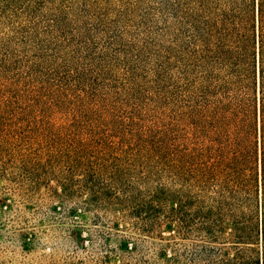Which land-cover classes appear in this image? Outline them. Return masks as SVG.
<instances>
[{"label": "rangeland", "instance_id": "obj_1", "mask_svg": "<svg viewBox=\"0 0 264 264\" xmlns=\"http://www.w3.org/2000/svg\"><path fill=\"white\" fill-rule=\"evenodd\" d=\"M167 1L0 0V264H181L198 244L182 224L185 146L165 64ZM72 68L82 99L44 96ZM109 119L120 130L166 129L165 161L155 151L128 164L114 158L82 180L72 156H118L109 127L93 128ZM137 212H159L157 224L143 227Z\"/></svg>", "mask_w": 264, "mask_h": 264}, {"label": "trees", "instance_id": "obj_2", "mask_svg": "<svg viewBox=\"0 0 264 264\" xmlns=\"http://www.w3.org/2000/svg\"><path fill=\"white\" fill-rule=\"evenodd\" d=\"M167 8L165 64L185 146L182 224L199 241L187 248L181 264H264V0H168ZM130 64L127 78L136 71ZM72 70L44 96L77 91L68 97L82 99L87 89ZM110 119L93 128L109 127L105 133L118 156H94L88 149L72 156L68 163L82 170V180L92 165L98 170L114 158L128 164L155 151L165 161L166 129L141 131L120 123V130ZM154 197L166 194L158 190ZM158 213L135 216L148 227L157 224Z\"/></svg>", "mask_w": 264, "mask_h": 264}]
</instances>
